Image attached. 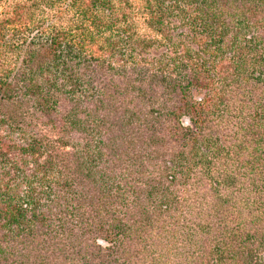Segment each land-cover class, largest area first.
Masks as SVG:
<instances>
[{
	"label": "trees",
	"instance_id": "1",
	"mask_svg": "<svg viewBox=\"0 0 264 264\" xmlns=\"http://www.w3.org/2000/svg\"><path fill=\"white\" fill-rule=\"evenodd\" d=\"M169 1L0 0V264H264V0Z\"/></svg>",
	"mask_w": 264,
	"mask_h": 264
},
{
	"label": "rangeland",
	"instance_id": "2",
	"mask_svg": "<svg viewBox=\"0 0 264 264\" xmlns=\"http://www.w3.org/2000/svg\"><path fill=\"white\" fill-rule=\"evenodd\" d=\"M169 0H164V4L169 3ZM186 17H184L185 19ZM160 27L164 35L169 39V42H164L162 45L158 46H147L139 47L137 53L139 55L148 58V59H162L167 61L170 57L175 55H181L185 47H188V52L194 54V45L192 41L188 40V28L185 25L183 16L178 13V10L175 8H170L164 12V15L161 18ZM183 47V48H182ZM3 52H0V60L3 61ZM203 91L193 89L191 94L193 98H198L202 96ZM183 124H188L185 117L181 118ZM37 132H45V128L42 126H37ZM260 252H256L255 255L258 256Z\"/></svg>",
	"mask_w": 264,
	"mask_h": 264
}]
</instances>
